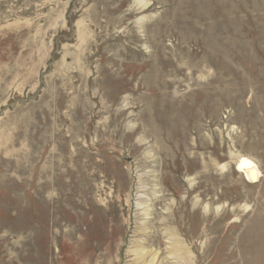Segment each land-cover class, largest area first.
<instances>
[{"label": "rangeland", "instance_id": "obj_1", "mask_svg": "<svg viewBox=\"0 0 264 264\" xmlns=\"http://www.w3.org/2000/svg\"><path fill=\"white\" fill-rule=\"evenodd\" d=\"M133 243L264 264V0H0V264Z\"/></svg>", "mask_w": 264, "mask_h": 264}, {"label": "bare ground", "instance_id": "obj_2", "mask_svg": "<svg viewBox=\"0 0 264 264\" xmlns=\"http://www.w3.org/2000/svg\"><path fill=\"white\" fill-rule=\"evenodd\" d=\"M235 166H236V169H235L236 172H238L241 175V177L249 184H255L261 178V172H260L257 164L254 161H252L251 159H249L248 157H244V156L240 157L237 160ZM188 211H189V221H190L192 218L193 212H192V210H188ZM186 221L188 222V219ZM166 226H168V222H166L165 227ZM166 228H167V230L169 229V227H166ZM144 229L146 230L145 227H144ZM176 232H177V230H176ZM168 233H169V230H168ZM140 234H142L144 236L143 232H140ZM134 244H135V246H134V249L132 250V253H134V255L136 257L135 262L137 264H145V258L144 257H149L150 260L147 261L148 264H155V262H157L158 264H163V260L157 261L155 259V257H153L151 255L149 256V254H142L140 249H139L140 246L137 247L136 243H133V245ZM173 248H178V249L182 248V244H181L180 240L178 239L177 235L173 240ZM176 259H179V258L176 257ZM181 262L184 264V260Z\"/></svg>", "mask_w": 264, "mask_h": 264}]
</instances>
